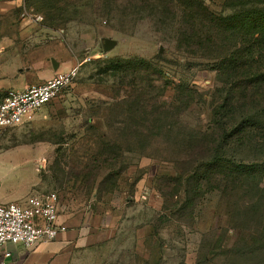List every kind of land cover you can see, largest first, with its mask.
I'll return each mask as SVG.
<instances>
[{
  "label": "rangeland",
  "instance_id": "1",
  "mask_svg": "<svg viewBox=\"0 0 264 264\" xmlns=\"http://www.w3.org/2000/svg\"><path fill=\"white\" fill-rule=\"evenodd\" d=\"M188 1L0 0V59L50 68V58L91 57L32 121L0 129V201L54 190L63 212L115 225L89 264H264V248L239 240L260 235L252 222L264 229V173L219 190L189 185L205 172L221 180L211 157L264 162V51H248L253 41L222 24L248 4L264 10V0H194L196 14L221 21L213 43L205 29L199 43L183 41ZM103 38L114 48L103 52ZM227 59L252 74L238 88L221 69ZM249 78L256 99L233 106Z\"/></svg>",
  "mask_w": 264,
  "mask_h": 264
},
{
  "label": "built area",
  "instance_id": "2",
  "mask_svg": "<svg viewBox=\"0 0 264 264\" xmlns=\"http://www.w3.org/2000/svg\"><path fill=\"white\" fill-rule=\"evenodd\" d=\"M90 60L91 57L85 55L70 68L41 83L0 92V129L32 121L40 107L67 89L74 82L80 66ZM59 205V197L54 190L0 203V249L8 243H20L29 248L38 242L55 239L66 230V226L58 222Z\"/></svg>",
  "mask_w": 264,
  "mask_h": 264
},
{
  "label": "crops",
  "instance_id": "3",
  "mask_svg": "<svg viewBox=\"0 0 264 264\" xmlns=\"http://www.w3.org/2000/svg\"><path fill=\"white\" fill-rule=\"evenodd\" d=\"M52 59L56 62L55 68L52 63L50 68L38 62L30 66L20 58L1 57L0 92L20 90L41 83L79 60L74 58L63 63ZM26 195L15 200L23 199ZM93 212H83L76 216L74 213L63 212L59 207L58 222L66 226L65 231L60 232L52 241L38 242L29 248L20 243L5 244L0 249V264H89L94 258L100 259L102 250L104 254L116 228L107 218ZM5 252L9 254L5 255Z\"/></svg>",
  "mask_w": 264,
  "mask_h": 264
},
{
  "label": "trees",
  "instance_id": "4",
  "mask_svg": "<svg viewBox=\"0 0 264 264\" xmlns=\"http://www.w3.org/2000/svg\"><path fill=\"white\" fill-rule=\"evenodd\" d=\"M225 2H228L225 1ZM192 3H195L194 0H189L187 3H185L184 7L186 9V12L183 13V41L190 42L192 37H194L195 40H200L201 35L203 34V29H205L206 37L205 41L206 43L216 41L217 40V34L218 28H221V21L219 17H216L214 13L204 10V12H201L200 14H196L190 6ZM247 3L242 4L245 6ZM200 5V4H199ZM251 6V4H248ZM248 9H243L239 14H237L234 17L227 16L226 18H223L222 24H229L225 25V27L229 26H235L234 31L237 36L247 37L248 39H251L253 42L252 45L246 46V49L253 50V51H264V10L261 8H257L255 6ZM199 13V12H198ZM221 16V15H220ZM182 32V31H181ZM180 34V33H179ZM233 33H230L228 35H231ZM247 39V40H248ZM202 45V43H201ZM201 47V46H198ZM227 63H223V67L221 68L222 71L227 72L228 77H232L230 80V86L232 88H238L241 84L240 82L247 78L248 75H252L250 72L244 70L243 62H241L238 59L233 60H226ZM245 75V77H244ZM256 75H253L251 77H254ZM249 83L251 85L248 86L247 92L245 89H241L236 94H233L234 96L231 98L233 101V106L240 107L242 106L244 100H246V106H249L250 101H254L256 98H254V93L248 94L249 91L255 88V86L259 83L256 78H249ZM262 79H260V82ZM264 82V81H263ZM262 83V82H261ZM248 94V95H247ZM258 99V98H257ZM228 103V102H227ZM244 104V105H245ZM250 107V106H249ZM193 165H196L197 163L195 160H192ZM207 163H213L214 167L218 168L219 171H221L222 178L221 180L215 178V176L210 175L208 172L204 173V176H201L197 174V176L194 178L195 184H189L192 187H194V191L200 190L203 185H206L204 189H220L224 186L223 181L231 180V182H241L243 179L245 181V172L251 170V172H248V176L252 175L251 173L255 170H259L262 173H264V162L261 163V165H248L247 167L243 164H233L229 162H219L218 158L211 157L207 160ZM193 166H191L192 168ZM198 168L196 167V170ZM201 178V179H200ZM201 180V181H200ZM247 180V179H246ZM253 181L254 178L250 179L249 182H247V186L250 188H253ZM56 192V191H55ZM58 195V194H57ZM59 197V196H58ZM259 201H264L263 195L259 197ZM253 210L252 217L261 218L263 216V210L262 208H255L252 204L249 206V211ZM253 226L250 230V232H260V235L253 234V237H251L250 242L243 240L241 237L239 240L245 245L249 246L252 250H260L264 248V229L259 230L257 228V225L255 222H252Z\"/></svg>",
  "mask_w": 264,
  "mask_h": 264
},
{
  "label": "water",
  "instance_id": "5",
  "mask_svg": "<svg viewBox=\"0 0 264 264\" xmlns=\"http://www.w3.org/2000/svg\"><path fill=\"white\" fill-rule=\"evenodd\" d=\"M115 40L111 39V38H103L102 40V50L103 52H107L111 49L114 48L115 46ZM52 66L55 68L56 67V62L51 58L50 59Z\"/></svg>",
  "mask_w": 264,
  "mask_h": 264
}]
</instances>
